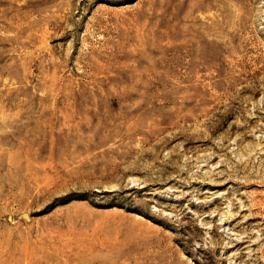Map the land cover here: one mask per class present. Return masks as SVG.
<instances>
[{
  "label": "rangeland",
  "instance_id": "obj_1",
  "mask_svg": "<svg viewBox=\"0 0 264 264\" xmlns=\"http://www.w3.org/2000/svg\"><path fill=\"white\" fill-rule=\"evenodd\" d=\"M0 264H264V0H0Z\"/></svg>",
  "mask_w": 264,
  "mask_h": 264
},
{
  "label": "bare ground",
  "instance_id": "obj_2",
  "mask_svg": "<svg viewBox=\"0 0 264 264\" xmlns=\"http://www.w3.org/2000/svg\"><path fill=\"white\" fill-rule=\"evenodd\" d=\"M177 80V79H176ZM185 86H187V84L185 85ZM192 92V91H191Z\"/></svg>",
  "mask_w": 264,
  "mask_h": 264
}]
</instances>
